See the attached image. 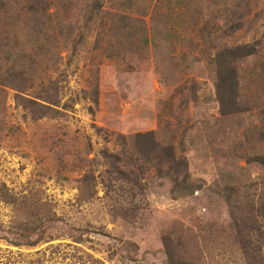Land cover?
I'll use <instances>...</instances> for the list:
<instances>
[{
	"label": "rangeland",
	"instance_id": "rangeland-1",
	"mask_svg": "<svg viewBox=\"0 0 264 264\" xmlns=\"http://www.w3.org/2000/svg\"><path fill=\"white\" fill-rule=\"evenodd\" d=\"M0 264H264V0H0Z\"/></svg>",
	"mask_w": 264,
	"mask_h": 264
},
{
	"label": "trees",
	"instance_id": "trees-1",
	"mask_svg": "<svg viewBox=\"0 0 264 264\" xmlns=\"http://www.w3.org/2000/svg\"><path fill=\"white\" fill-rule=\"evenodd\" d=\"M221 102L227 107V108H229L230 109V102L226 99L225 100V103H224V101H223V99H221Z\"/></svg>",
	"mask_w": 264,
	"mask_h": 264
}]
</instances>
